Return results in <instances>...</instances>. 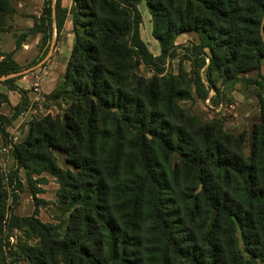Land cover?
<instances>
[{
	"label": "trees",
	"instance_id": "1",
	"mask_svg": "<svg viewBox=\"0 0 264 264\" xmlns=\"http://www.w3.org/2000/svg\"><path fill=\"white\" fill-rule=\"evenodd\" d=\"M140 1L75 0L68 9L61 0H55L54 8L53 0H45L35 21L34 30L43 32L45 45L53 11L57 34L68 12L73 14L74 46L64 82L51 95L65 98L69 107L63 118L48 115L34 121L12 154L19 168L55 175L61 202H71L75 209L64 239L51 238L49 226L40 221L31 223L43 240L41 248L30 249L32 264H60V259L65 264H178L179 259L238 264L222 247L223 236L235 230L234 222L243 229L256 227L247 240L260 245L258 255H264V131L261 151L246 157L242 138L180 107V100L192 98L184 86L189 81L180 75L159 76L158 67L177 55L178 34L196 31L201 43L188 49L190 82L201 98L208 94L202 69L209 88L216 86L215 68L230 80L259 70L264 0H147L161 44L159 56L141 38ZM239 9L244 14L238 16ZM15 12L12 0H0V32L4 15ZM4 57L0 76L20 71L12 53ZM141 64L155 70L152 77L137 74ZM8 100L0 93V105ZM54 149L67 154L75 172L57 165ZM14 175L9 183H18L20 190ZM235 181L243 185L246 205L231 195ZM8 199L0 169V264H8L3 236Z\"/></svg>",
	"mask_w": 264,
	"mask_h": 264
},
{
	"label": "rangeland",
	"instance_id": "2",
	"mask_svg": "<svg viewBox=\"0 0 264 264\" xmlns=\"http://www.w3.org/2000/svg\"><path fill=\"white\" fill-rule=\"evenodd\" d=\"M67 1L65 0L66 3ZM69 4L70 9L75 7V0H70ZM138 9L142 17L139 26L141 38L150 52L154 56H159L161 44L153 33L155 18L147 0H141L138 3ZM239 11L242 10H238V16L241 13L244 14V12ZM13 15L14 13L4 15L3 30L0 32V61L5 59V55L12 53V59L21 67L17 73L0 76V93H5L9 97L8 102L0 105V125L4 128V131L0 129V169L9 191L8 214L3 233L5 238L4 252L8 264H32L30 249L33 247L41 248L43 240L39 229L32 226L31 223L36 220L40 221L49 226L51 238L64 239L69 231V225L72 223L75 204L71 202L63 204L61 202L58 194L61 185L55 175L48 171L34 173L33 167L30 169L19 168L12 151L16 145L27 139L31 124L34 121L48 115L63 118L69 107L68 100L65 98L53 99L51 95L64 82L65 72L74 46V44L72 46V40L75 39L74 20L71 13L69 32L74 35L69 37L65 33L66 31H63L59 40L64 39V51L61 53L57 51L60 53V57H57L54 62L48 63L47 56L50 47L48 46L45 50L43 43L40 45L41 52L39 53L41 54L35 57L26 56L27 53L21 52L20 46H17V41H25L31 33L36 34L34 33L36 31L34 27L32 29L16 28ZM235 17L236 13L233 22H236L237 17ZM55 37L57 38V35ZM262 38L264 42V33H262ZM13 43L15 48L11 51ZM200 43L201 38L196 31L178 34L174 39L177 55L167 57L158 63L159 76L180 75L189 81L184 86L191 89L192 98L180 100V107L189 116L196 117L203 123L213 122L224 133L242 138L241 148L244 155L246 157L252 156L254 150L261 149L259 142L264 131V115L259 98L262 96L264 102V57L261 58L259 70L240 73L238 78L234 80L227 79L221 70L215 68L212 73L216 83L215 88H209L204 69H202L201 73L208 94L205 98H201L195 90L194 83L190 82L193 77V66L188 51L193 45ZM70 49L71 52L68 54ZM204 49L209 53L208 48L204 47ZM154 73L153 68L144 64L139 65L137 69V74L146 78L152 77ZM7 78L14 80L6 82ZM53 155L59 167L64 170L76 171L65 152L54 149ZM10 175H14L15 180H19L20 190H17L16 187L18 183H14V185L9 183ZM259 180L262 181L261 178ZM242 188V183L240 185L239 181H235L232 183L230 191L237 203L245 204L247 202ZM252 212H254L253 208ZM253 215L255 214H250V216ZM26 217L29 218L27 221L15 220ZM234 225L235 230L230 231L228 235H224L222 238L223 252L226 256L230 259L234 257L238 264H264V255H258L261 253L260 245L259 248L251 246L247 240L248 236L254 235L256 227L251 225L243 229L239 222H234ZM258 242L262 245L263 238H259ZM60 261V264H65L61 259ZM179 263L193 264L184 259H179ZM232 263L234 264V262Z\"/></svg>",
	"mask_w": 264,
	"mask_h": 264
},
{
	"label": "crops",
	"instance_id": "3",
	"mask_svg": "<svg viewBox=\"0 0 264 264\" xmlns=\"http://www.w3.org/2000/svg\"><path fill=\"white\" fill-rule=\"evenodd\" d=\"M69 1L67 3L65 0H61V5L62 7L70 9V4ZM45 0H12V3L14 7L16 8V12L13 15V22H15V27H21V28H27V29H32L35 25V21H39V18L42 14L43 11V6ZM54 3L55 0H53V8H54ZM70 11L68 12L67 18L64 21L63 28L59 34H57V29H56V19H55V13L53 11V22H52V36L48 38L47 43L45 44L44 49L50 47L49 53L47 56V62L50 63L51 61H55L57 57H60L59 54L64 51L63 47L65 45L64 39L59 40L60 35L63 33V31H66L67 36L69 35L72 36L74 35L73 33L69 32L71 29L70 26ZM36 34H30L25 41H22L20 44V50L23 53H27L30 57H35L38 54H41V46L43 43V37L44 34L43 32H34ZM57 35V38L55 37ZM75 36V35H74ZM72 46L75 42V39L72 40ZM15 48V44H12L11 51ZM57 51H60L58 53ZM71 52V49L68 51V54ZM66 53V52H65ZM53 67V64H51ZM23 80V79H21ZM20 80V81H21Z\"/></svg>",
	"mask_w": 264,
	"mask_h": 264
}]
</instances>
